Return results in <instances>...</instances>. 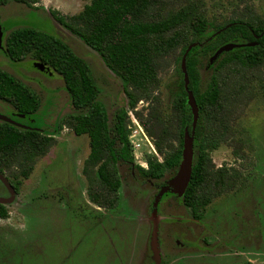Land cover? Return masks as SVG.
Wrapping results in <instances>:
<instances>
[{"label":"rangeland","instance_id":"obj_1","mask_svg":"<svg viewBox=\"0 0 264 264\" xmlns=\"http://www.w3.org/2000/svg\"><path fill=\"white\" fill-rule=\"evenodd\" d=\"M1 1L2 43L9 31L27 26L63 39L90 65L110 124L119 108L128 110L134 163L146 167L150 158L162 161L144 121L176 130L178 116L170 94L181 67L177 61L180 49L163 59L158 88L150 100L142 99L130 108L122 80L52 17L53 9L42 7L51 4L55 8L57 2L54 10L69 17L90 0H39L36 4L28 0L29 5ZM165 3L172 11L196 9L215 26L239 19L264 26V0ZM2 43L0 68L40 96L35 125L46 135L53 134L55 140L46 154L35 158L27 179L18 174V202L9 209L8 220H0V227L17 226L16 247L12 259L0 264H264V63L251 68L228 66L220 76L223 94L233 110V137L229 144L208 152L215 166H225L230 173L224 189L200 209L201 219H194L192 210L182 203L183 181L170 186L168 175L167 187L162 188L163 181H145L135 169L119 164V200L113 210H105L109 220L96 217L101 210L88 197L89 181L83 168L90 154L89 137L76 136L67 125L57 129L60 118L67 121L74 112L62 77L29 58L11 61ZM12 112L11 105L0 101L2 116ZM195 158L193 152V162Z\"/></svg>","mask_w":264,"mask_h":264},{"label":"trees","instance_id":"obj_2","mask_svg":"<svg viewBox=\"0 0 264 264\" xmlns=\"http://www.w3.org/2000/svg\"><path fill=\"white\" fill-rule=\"evenodd\" d=\"M17 1L29 5L28 0ZM165 2L90 0L79 13L69 17L51 11L58 23L94 51L105 67L122 80L130 108L142 99L150 100L158 88L163 59L180 49L177 61L181 67L176 70L174 91L170 94L178 123L173 131L160 122L144 121L145 130L162 157V161L150 158L147 167L134 163L128 110L119 108L110 124L90 65L67 42L34 27H17L5 38V52L13 62L29 58L62 77L74 112L67 121L61 117L57 129L61 131L67 125L76 136L89 137L90 154L83 174L88 178V197L93 204L109 209L117 206L121 186L119 164L135 169L145 181H163V188L167 187L165 178L170 175L172 179L182 163L187 132L193 138L196 158L182 203L192 210L195 218L201 219L200 209L224 189L230 173L225 166H215L208 152L221 144H229L233 137L230 124L233 110L223 94L220 76L228 66L239 64L251 68L264 63V26L241 19L215 26L196 9L172 11ZM228 44L249 45L218 53ZM186 53L187 88L182 72ZM205 70L207 75L203 74ZM189 92L198 108L194 132ZM0 99L27 115H37L42 103L34 90L1 68ZM54 140L53 134L43 135L0 123L2 158L17 148L15 154L24 177L32 171L35 158L46 154ZM214 188H218L216 193ZM0 215L5 217L6 213Z\"/></svg>","mask_w":264,"mask_h":264},{"label":"flooded vegetation","instance_id":"obj_3","mask_svg":"<svg viewBox=\"0 0 264 264\" xmlns=\"http://www.w3.org/2000/svg\"><path fill=\"white\" fill-rule=\"evenodd\" d=\"M0 3H2L1 0H0ZM42 7L46 11H49L47 9L48 8L47 6H42ZM6 36L3 38V43H2V45L4 46V49H5ZM0 101L2 100L0 99ZM12 110L13 112L11 114H3L4 116H2L0 113V117L7 119V120H0V123H7L10 126H13L17 129H22L26 131H34V132H38L43 135H46L44 132L45 130L43 128L41 129L39 127H36L35 125V120H36L35 117H37V115H27V114L19 113L13 106H12ZM1 152L2 150H0V200H2L3 202L0 203V213L4 212L6 213V216L2 217L0 215V220L6 222L10 215L9 209L12 208L14 204H17L18 202L19 187H20L18 174L24 179H27L29 176L24 177L20 173L21 169L18 166L19 165L18 154H15L18 152L17 148L12 149V152H13L12 154L11 153L6 154L5 159L2 158ZM102 214L101 215L104 217L108 216L106 212ZM96 217H101V216L98 215ZM194 219H196L197 221L200 220L195 217ZM16 233H17V226L15 225L14 226L5 225V226L0 227V263L1 262L7 263L8 260L12 259L10 258V256L12 255L16 247L15 246L16 239H17ZM248 263L253 264L252 262H247V264Z\"/></svg>","mask_w":264,"mask_h":264},{"label":"water","instance_id":"obj_4","mask_svg":"<svg viewBox=\"0 0 264 264\" xmlns=\"http://www.w3.org/2000/svg\"><path fill=\"white\" fill-rule=\"evenodd\" d=\"M1 43L2 42H1V36H0V44ZM248 45L249 44H247V45L228 44V45L223 46L218 51V53L226 51V50H232V49L237 48V47L248 46ZM187 53L185 54V56L182 60V72L184 73L186 88L188 86V77H187V72H186V67H185V58H186ZM40 67L46 68V66H44L42 64H40ZM188 94H189V104L193 108V113H194V118H193V132H194L197 121H198V108L196 106L193 94L191 92H189ZM0 119L7 120L6 118H3V117H0ZM193 152H194L193 151V138H192V136H190L186 132L184 152H183V160H182V163H181L180 168L178 170V173L171 179L170 184H169L170 186H173V185L177 184L178 182H180V184H181V182L183 181L184 182V190H185L187 183H188L190 176H191L192 164H193ZM1 202H3V201L0 200V203Z\"/></svg>","mask_w":264,"mask_h":264},{"label":"crops","instance_id":"obj_5","mask_svg":"<svg viewBox=\"0 0 264 264\" xmlns=\"http://www.w3.org/2000/svg\"><path fill=\"white\" fill-rule=\"evenodd\" d=\"M59 2L61 3L62 1H59ZM57 4H59V3H57V2L54 3V6H55L56 9H58V7L56 6ZM43 5H47V4H43ZM85 5H86V4H85ZM52 7H53V6H52ZM55 8H51V4H50V8H47V9H48V10H49V9H53V10H54ZM61 9H62V8H61ZM82 9H83V8H82ZM82 9H81V10H82ZM81 10H80V11H81ZM80 11H79V12H80ZM79 12H78V13H79ZM73 15H74V14H73ZM96 206H97V205H96ZM97 209H98V210H101V214H102V213H105V210H106V211L113 210V209H109V208H101V207H99V206H97ZM98 214H99V213H98ZM106 214H107V212H106ZM102 215H103V214H102ZM102 215H100V216H101V217H104V216H102ZM104 218H108V219H109V215L106 216V217H104ZM103 220H104V219H103Z\"/></svg>","mask_w":264,"mask_h":264},{"label":"built area","instance_id":"obj_6","mask_svg":"<svg viewBox=\"0 0 264 264\" xmlns=\"http://www.w3.org/2000/svg\"><path fill=\"white\" fill-rule=\"evenodd\" d=\"M129 141H130V139H129ZM131 143V142H130ZM142 166V165H141ZM145 167V166H144ZM147 167V166H146Z\"/></svg>","mask_w":264,"mask_h":264}]
</instances>
